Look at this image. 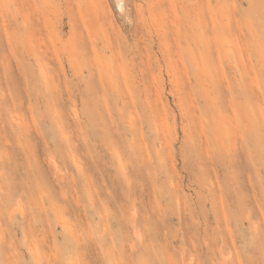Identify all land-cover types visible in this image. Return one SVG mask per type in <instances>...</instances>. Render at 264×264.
Returning <instances> with one entry per match:
<instances>
[{"label": "rangeland", "instance_id": "374dc122", "mask_svg": "<svg viewBox=\"0 0 264 264\" xmlns=\"http://www.w3.org/2000/svg\"><path fill=\"white\" fill-rule=\"evenodd\" d=\"M0 264H264V0H0Z\"/></svg>", "mask_w": 264, "mask_h": 264}, {"label": "bare ground", "instance_id": "6f19581e", "mask_svg": "<svg viewBox=\"0 0 264 264\" xmlns=\"http://www.w3.org/2000/svg\"><path fill=\"white\" fill-rule=\"evenodd\" d=\"M124 4V3H123Z\"/></svg>", "mask_w": 264, "mask_h": 264}]
</instances>
